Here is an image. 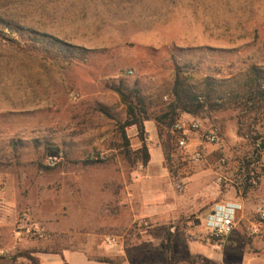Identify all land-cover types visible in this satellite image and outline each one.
I'll return each mask as SVG.
<instances>
[{"label":"rangeland","instance_id":"374dc122","mask_svg":"<svg viewBox=\"0 0 264 264\" xmlns=\"http://www.w3.org/2000/svg\"><path fill=\"white\" fill-rule=\"evenodd\" d=\"M0 19L23 31L0 28V264H62L67 252L72 264H264V100L246 101L252 70L264 75V0H0ZM27 31L89 53L56 58ZM174 63L190 65L196 92L209 78L213 98L232 92L239 104L182 115L201 122L183 148L144 122L150 161L132 164L116 89H138L155 118ZM126 134L138 149L135 127ZM226 202L242 211L213 240L203 221Z\"/></svg>","mask_w":264,"mask_h":264},{"label":"trees","instance_id":"16d2710c","mask_svg":"<svg viewBox=\"0 0 264 264\" xmlns=\"http://www.w3.org/2000/svg\"><path fill=\"white\" fill-rule=\"evenodd\" d=\"M0 28L9 31L10 35H23V31L20 28H17L2 19H0ZM26 35L30 41L36 40L41 42L44 46V51L52 54L56 58L62 57L67 61H72L75 58L84 59L89 53V50H86L85 48L66 44L48 35H38L32 31H27ZM189 67V64L179 65L178 63H174V81L172 88L169 91L170 101L167 110L163 111L155 118H152L148 112L149 104L146 102L148 98L141 97L138 89L134 88L128 94L123 92L121 88L116 89L120 102L126 109V120L120 125V136L122 140V143L120 144V148L122 149L121 154L130 163H139L146 166L150 161L147 147L148 135L145 130L144 122L153 119L161 137L162 126H165L172 131L173 124L178 121L182 115L198 116L208 108L215 109V107H224L225 103L239 104V96L236 94L234 95L232 92L227 94L223 92L222 94H218V98H213V92L209 85V78H206L207 85L205 88L200 92H196L194 88L189 85L188 79L184 77L186 69ZM250 88V92H248L249 96H247L246 101L254 107L258 101L264 100V75L256 69L252 70ZM164 97L167 99L166 95ZM129 127H135L136 129V138L140 144L139 148L136 150L131 149L130 138L126 134V129ZM169 139L171 138L167 135V140L162 142V148L166 160H168V150L170 147ZM59 153L60 152L58 151H52L50 155L58 156ZM98 161L104 160L102 159ZM24 256L29 257L32 264H41L29 254H25ZM169 260L171 261V258ZM62 264L69 263L63 262Z\"/></svg>","mask_w":264,"mask_h":264},{"label":"built area","instance_id":"2783aa9c","mask_svg":"<svg viewBox=\"0 0 264 264\" xmlns=\"http://www.w3.org/2000/svg\"><path fill=\"white\" fill-rule=\"evenodd\" d=\"M129 75L132 72H128ZM164 99H166L164 97ZM201 129V122L199 119H193L190 122H186L182 119L176 121L172 126V132L176 136V141L179 147L183 148L187 145L186 135L189 133L199 132ZM203 140L209 144H214L218 140V136L215 132L203 134ZM201 154H194L195 160H200ZM60 159V153L58 156H49L46 162L49 166H55ZM242 211V205L239 203L226 202L222 204H216L208 213L203 221V227L206 234L213 240H220L230 236L235 227L236 219ZM257 213L262 221H264V208H257ZM199 221H201L199 219ZM202 223V222H201ZM135 226L139 229L150 228V223L146 220H138L135 222Z\"/></svg>","mask_w":264,"mask_h":264},{"label":"crops","instance_id":"0c3cea01","mask_svg":"<svg viewBox=\"0 0 264 264\" xmlns=\"http://www.w3.org/2000/svg\"><path fill=\"white\" fill-rule=\"evenodd\" d=\"M146 129H147V127H146ZM147 131H148V130H147ZM150 157H151V155H150ZM150 163H151V162H150ZM148 166H149V165H148ZM203 228H204V227H203ZM77 258H79V256H76V254H74V253H70V252H67V253L64 254V258H63L64 261H62V263H63V262H66V263L72 264V263H70V262H72L73 260H75V259H77ZM46 264H50L49 261H48Z\"/></svg>","mask_w":264,"mask_h":264}]
</instances>
